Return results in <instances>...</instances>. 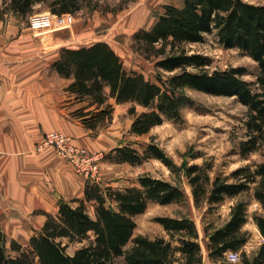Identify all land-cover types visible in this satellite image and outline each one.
<instances>
[{"label":"trees","instance_id":"1","mask_svg":"<svg viewBox=\"0 0 264 264\" xmlns=\"http://www.w3.org/2000/svg\"><path fill=\"white\" fill-rule=\"evenodd\" d=\"M39 1L11 0L10 8L26 14ZM71 1L55 0L54 11L72 12ZM164 8L151 28L134 34L133 43L136 51L155 62L157 80L143 72L127 71L120 54L105 40L60 49L53 68L71 80L66 87L69 96L84 103L72 111L73 115L98 134L112 123L115 104L130 102L129 112L135 116L130 131L142 136L166 119H182V110L193 103L186 92L189 89L234 96L247 106V136L241 141L240 153L245 157L259 151L264 147V3L184 0L182 5L169 3ZM213 33L226 48L243 50L258 62L255 80L244 78V66L211 71L207 68L210 56L191 53L186 47ZM107 156L113 162L130 164L157 158L173 167L161 146L153 142L143 150L119 144ZM212 167L204 162L186 168L196 204L208 203L210 210L253 189V197L261 205L254 220L264 237V158L229 175L212 176ZM85 189L84 198L61 199L58 212L47 213L44 226L26 245L13 239L8 246V235L0 227V264H204L200 230L191 217H159L168 237L135 235V216L145 212L150 202L171 204L186 199L176 183L145 172L137 185L125 189L91 181ZM89 203L95 207L94 215L89 212ZM249 204L248 200L236 202L225 224L205 227L209 258L220 260L230 251H239L240 264H264V243L253 256L244 250L250 237L244 230L250 217ZM64 239L87 243L71 254Z\"/></svg>","mask_w":264,"mask_h":264},{"label":"rangeland","instance_id":"2","mask_svg":"<svg viewBox=\"0 0 264 264\" xmlns=\"http://www.w3.org/2000/svg\"><path fill=\"white\" fill-rule=\"evenodd\" d=\"M10 1L0 0V15L11 13V11L16 13L10 8ZM54 1L40 0L26 14H18L32 24V17L34 16L57 14L54 11ZM247 1L264 3V0ZM183 2L184 0H73L70 3L74 8L72 14L76 19L72 26L55 30L51 26L36 30H42L43 36L59 31L69 32L62 47L81 46L98 42V40H105L114 46L120 54L127 71L143 72L148 78L157 80L158 70L155 67V62L136 51L133 44L134 34L142 28H151L165 10V5L169 3L182 5ZM186 47L191 53H202L210 56L211 64L207 68L211 71L229 69L232 66H244L247 70L244 78L247 80L256 79L259 70L258 62L243 50L226 48L219 41L216 33L206 34L204 41L188 43ZM165 74L167 76L171 73ZM186 92L192 97L193 103L182 110L183 117L180 120L166 119L162 124H158L142 136L134 134L130 128L135 116L129 112L131 105L129 102L116 106L115 119L110 125H107L110 127L109 132L101 129L105 134H112L115 145L132 144L141 150L152 142L160 145L168 158L172 160L173 167L157 158H150L143 164L113 162L107 156L111 152L110 147H107L100 151L103 153L102 176L97 183L110 186L113 189H125L131 185H137L138 178L145 172L176 183L185 191L186 199L183 202L171 204L150 202L145 212L135 216L137 221L134 230L135 235L168 237L167 230L158 221L159 217H191L200 230L204 264H239L240 262H230L227 253L224 259L209 258L208 237L205 227L209 224L213 227L225 224L231 217L230 212L233 204L240 200H248L250 202V217L249 222L244 226V230L249 231L250 237L244 250L253 256L264 243V237L259 234L253 223L254 212L260 211L259 204L253 197V189L228 198L209 210L210 205L208 203L198 206L194 201L186 168L193 163L209 162L213 165L212 176L219 173L229 175L238 167L248 163L260 162L264 158V147L245 157L241 155V141L245 140L247 136V128L245 127L247 106L236 97L211 95L192 89ZM88 209L92 215L95 214L93 204L89 203ZM34 233L38 232L6 234L9 239L8 246L13 239L26 245ZM86 243L87 241L70 243L64 239V244L71 254ZM131 244L132 242L128 246Z\"/></svg>","mask_w":264,"mask_h":264},{"label":"crops","instance_id":"3","mask_svg":"<svg viewBox=\"0 0 264 264\" xmlns=\"http://www.w3.org/2000/svg\"><path fill=\"white\" fill-rule=\"evenodd\" d=\"M68 34L43 36L18 13L0 15V227L5 234L38 232L47 213L58 212L61 199L85 197L89 179L54 147L37 148L46 132L60 129L96 151L119 145L111 133L96 134L72 113L84 103L69 96L71 80L53 68ZM123 104H115L114 119L116 106Z\"/></svg>","mask_w":264,"mask_h":264},{"label":"built area","instance_id":"4","mask_svg":"<svg viewBox=\"0 0 264 264\" xmlns=\"http://www.w3.org/2000/svg\"><path fill=\"white\" fill-rule=\"evenodd\" d=\"M32 27L40 29L53 27L52 29L69 28L75 22L72 12L63 14L40 15L32 17ZM46 147H54L57 153L65 160L69 161L77 173L84 175L91 182H99L101 178V163L103 153L89 147L77 145L73 137L66 132L58 129L46 132L44 139L37 146L39 150ZM230 262H241L242 257L239 251L227 253Z\"/></svg>","mask_w":264,"mask_h":264}]
</instances>
